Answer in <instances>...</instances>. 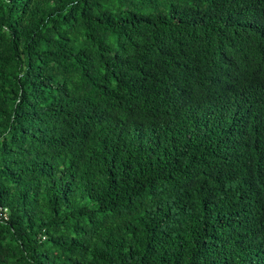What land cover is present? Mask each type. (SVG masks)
I'll list each match as a JSON object with an SVG mask.
<instances>
[{
	"label": "trees",
	"instance_id": "16d2710c",
	"mask_svg": "<svg viewBox=\"0 0 264 264\" xmlns=\"http://www.w3.org/2000/svg\"><path fill=\"white\" fill-rule=\"evenodd\" d=\"M0 264H264V0H0Z\"/></svg>",
	"mask_w": 264,
	"mask_h": 264
},
{
	"label": "built area",
	"instance_id": "2783aa9c",
	"mask_svg": "<svg viewBox=\"0 0 264 264\" xmlns=\"http://www.w3.org/2000/svg\"><path fill=\"white\" fill-rule=\"evenodd\" d=\"M0 217L7 218V209L0 207Z\"/></svg>",
	"mask_w": 264,
	"mask_h": 264
}]
</instances>
